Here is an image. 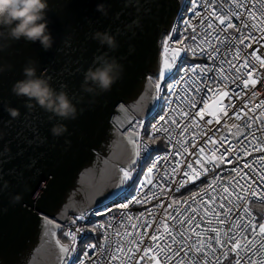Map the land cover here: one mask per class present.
<instances>
[{"label": "water", "instance_id": "1", "mask_svg": "<svg viewBox=\"0 0 264 264\" xmlns=\"http://www.w3.org/2000/svg\"><path fill=\"white\" fill-rule=\"evenodd\" d=\"M98 3L107 16L96 11ZM180 5L181 0H49L48 27L55 39L50 50L39 42L7 41L0 64L13 67L0 74V264H62L60 245L67 244L58 236L60 223L120 189L122 167L137 160V134L123 133L117 115L121 108L142 117L152 112L162 40ZM98 30L115 36L117 47L92 39ZM110 57L123 65L122 78L108 92H84V73L101 66L97 58ZM28 61L37 62V75L50 78L57 92H67L76 119L50 121L52 113L39 105L29 109L27 97L12 94ZM8 107L19 115L11 117ZM56 123L67 126L60 137L50 132Z\"/></svg>", "mask_w": 264, "mask_h": 264}, {"label": "snow or ice", "instance_id": "2", "mask_svg": "<svg viewBox=\"0 0 264 264\" xmlns=\"http://www.w3.org/2000/svg\"><path fill=\"white\" fill-rule=\"evenodd\" d=\"M229 7L225 8L224 4H218L216 0H199L197 7L203 8V13L197 11L195 8L191 9L195 17H199L198 24L203 31V35L200 37V42L206 45L207 48L201 47L197 44L194 48H188V51L196 54L197 50L201 53H205L207 49H211L208 53L209 58L213 59L215 62V57L220 56L222 64H228L229 68L235 73L234 76L225 74L226 70L221 65L218 69L200 67L199 65L193 66L187 69V72L195 74L193 78H190L188 82V88L184 89V95L176 94V99L185 104L188 103V91L199 92L200 87L197 85V79H200L199 73H207L209 71H217L222 80H232L233 82H238L242 84L245 89L249 87H255L258 82L257 78H254L255 64L258 63L261 68H264V11L257 12L260 9H264V0H257L256 4H253L251 0H228ZM238 21L239 23H234L233 21ZM191 29L193 35L190 37L192 41L197 40V28L191 22L188 24L187 31ZM233 32V35H228L229 31ZM175 31V29H173ZM259 32L261 34L260 38L257 40L255 33ZM247 33V34H245ZM221 34H223V39H221ZM188 39V37H185ZM173 40L172 36H169L163 42V64L159 69L157 74V79L155 83V89L157 92L162 90L161 81H167L169 79V74H173V69L177 68V58L180 57V53L185 49L183 47H171L170 41ZM249 40H255L256 43L260 44L259 48L253 47L248 43ZM175 42L183 45L184 40L179 38V35L175 37ZM237 42L240 47H237ZM219 44H225L229 49L235 47V52L232 55V59H225L220 53L218 47ZM251 49L250 53H245L244 58H241V49ZM182 63V60H181ZM184 80V77H181ZM260 83L264 84V79L260 80ZM207 92L212 93L208 96L207 100L203 99L200 101L203 103L204 107L202 109L190 112L181 109L178 105L173 111L176 115L183 119H191V123L194 127L199 128L200 124L197 120H203L205 115L215 116V123L219 124L220 119L217 116V112H223L224 116H228L226 108H232L234 105L229 104L227 106L223 105L222 100L224 97H228L229 93L223 91L221 88L208 87ZM256 92L251 93L252 97H255ZM186 97H188L186 99ZM215 99L216 111L211 110V106L208 101ZM197 101L191 100L188 104V108L196 109ZM244 109V115L241 116L240 112L235 113V119L237 121L243 120L242 125L233 124L232 127L236 129L234 135H238L241 139L238 141L240 147L235 149L237 154V160L239 161L242 157L251 156L253 153H257L255 160L250 164L244 161L241 167H233L232 171L235 172V177L229 182L228 187H224L220 182L219 178L216 177L209 188L213 192H216V188H219V192L216 195H210L206 190L203 196H207L208 200L205 202L203 196H193L192 203L196 204V208H192L191 204L187 208L181 210L179 208L180 203L187 204L188 201H176L173 200L168 205H156L158 208H164V218L160 220H145L144 214L139 217L127 216L125 213L121 214V219H127L128 225H121L124 231H115V249L113 250L111 245L113 243L112 237L105 235V245L100 246V258L105 255V248L107 249V259L108 264H162V261L158 259L159 256H163V264H184V258L190 252L200 253L204 258V264H212L208 259L209 256H215L219 249H223L221 256L224 258L229 257V253H235V264H264V223L254 224L251 217L245 220V216L248 215V209L246 207L241 208V212H237L233 215L234 209L241 207L243 201L247 199L246 195L243 193L245 191L252 192L251 184H248L246 177L249 176L247 170L253 169L254 165H258V173L254 179H259L261 183H264V142L260 141V138L255 135L254 132H248L241 135V129L251 130L253 125H257V130L264 133V100L260 101L258 104H253L251 109L247 103L242 105ZM258 110V111H257ZM166 123L175 125L181 128V131L177 134L182 136L184 132L188 131L187 126L181 127L180 123L174 119L169 118ZM206 124H212L213 120H207ZM157 132H164L166 135L173 131L170 128H159ZM248 135H251L252 139L248 140ZM155 138V136L153 137ZM195 139V136H193ZM131 140V137H130ZM208 143L215 145L216 140L209 138ZM251 145V150L245 145ZM135 147V140H132ZM187 141L182 139H177V144L180 146L181 152L178 154L188 152ZM233 151L231 145L225 149V152ZM216 149L212 150L211 156H205V148H199V154L192 153L191 155H196L194 162H185L184 168L180 169L179 162L171 167V172L165 171L163 176H157V180H163L164 184H157L154 182L153 173L157 169L158 164L154 163L152 167L148 169V175H146L144 183L141 187L149 186V191L143 193V198L137 197L136 199L130 201V203H147L150 199H156L157 193L151 192L152 187L163 188L169 184L170 178L177 175H182L183 179L179 181L173 180L172 183H176L177 187L170 188L169 191H179L185 184L189 181L197 180L202 173L206 174L210 169L205 167L204 160L209 162L219 161L225 162V156L223 153L219 157L215 155ZM139 149L135 151V155L139 156ZM162 159H167L164 157ZM231 163L229 159L227 161ZM136 161H132V165H135ZM198 165L197 167L194 166ZM217 167V163H213V168ZM255 170V169H254ZM123 172V178L121 183L132 179V168L129 167L128 170L121 169ZM238 178V179H237ZM241 180L246 181V187L240 184ZM213 184L216 185L213 188ZM240 188V192H236V188ZM231 189V190H230ZM163 192H160L162 195ZM233 196L235 199H233ZM211 205V206H210ZM228 205H231L229 207ZM124 208H128L129 205H123ZM173 209L170 213L167 209ZM203 209V218L198 222L197 215L201 213ZM219 209V211H217ZM190 212L187 218H184V213ZM211 213V217H209ZM151 215V213H149ZM46 219V218H45ZM84 214L76 217L72 221V224H76L77 220H83ZM204 219L209 220V225L204 229H200L201 224ZM133 220L144 221V223H133ZM168 221H173L174 224L170 225ZM214 222V223H213ZM48 224H53L51 220H47ZM155 225V227H154ZM178 225L177 229L175 226ZM132 231L127 230L128 227ZM53 227H59V225H53ZM98 227L107 233L108 229L104 224L98 225ZM111 227V225H109ZM137 229H144V231H136ZM147 229H152L149 233ZM162 229V231H161ZM182 229V230H181ZM80 228H73L71 231H66L63 233L65 237H68L72 245H75L76 234L80 232ZM209 233H214V235H209ZM250 233V235H249ZM55 235V232H52ZM147 237V242L146 238ZM179 237V239H177ZM195 237V239H193ZM165 241H171V244ZM56 243L60 245V241L57 240ZM172 245H177L173 248ZM98 245H89L90 249H96ZM61 253H70L75 251V247H66L60 245ZM84 256L92 261V264H98L97 261L92 259V255L89 252H84ZM257 257V259H253ZM83 264V262H82ZM215 264H222L221 258L216 257Z\"/></svg>", "mask_w": 264, "mask_h": 264}, {"label": "built area", "instance_id": "3", "mask_svg": "<svg viewBox=\"0 0 264 264\" xmlns=\"http://www.w3.org/2000/svg\"><path fill=\"white\" fill-rule=\"evenodd\" d=\"M199 0H186L184 4L181 5L176 14V17L172 23L170 31L164 35L162 40V60L161 66L163 62V42L169 36L173 37L171 40V47H183L185 50L180 53V57L177 58V68H174V75L171 74L167 81L161 82L162 90L156 93L155 106L152 112L145 117L134 115L126 108H121L117 115V123L122 129L123 133H128L129 131H133L137 134V148L139 149V156H137V160L134 166H132V179L127 180L122 183L120 189L110 198L99 203L95 206L90 207L84 213L83 220H77L76 224H72V221L76 219V217L81 214L72 215V218L68 221L60 223L61 235L63 237L64 242L67 244V247H75V251L67 253L62 264H92V261L88 260L84 256V252H89L92 255V259L97 261L98 264H108L107 259V249L105 248V255L103 258H100L101 247L105 245V235L112 237V249H115V239L116 237L113 235L115 231H124L125 229L121 227V225H128L127 219H121V214L125 213L127 216L139 217L141 214H144L145 220H160L163 219L164 216V208H158L156 205H168L173 200L176 201H188L187 204L180 203L179 208L183 210L187 208L189 204H191L192 208H196L197 205L192 203V197L195 196H203V193L207 190L210 195L215 196L216 192H219V188H216V192H213L209 185L212 181L218 177L219 182L224 186L228 187L229 182L235 177V172L232 171L233 167H241L244 161L248 163H252L255 160L257 153H253L251 156L242 157L239 161L237 160V154L235 153V149L240 147L238 141L241 139L240 136L234 135L236 133V129L232 127L233 124L242 125L243 120L237 121L235 119V113L240 112L241 116L244 115V109L242 105L247 103L249 109H251L253 104H258L260 101L264 100V84L260 83L261 79H264V68H261L258 63L255 64L256 71L254 72V78L258 79L255 87H249L245 89L242 84L238 82H233L232 80H222L220 74L217 71H209L207 73H199L200 79H197V85L200 87L201 91L194 92L189 90L188 103L185 104L176 99V94L184 95V89L188 88V82L190 78H193L195 74L187 72V69L192 68L193 66L199 65L200 67H208V68H219L221 65L226 70L225 74L234 76L235 73L229 68L228 64H222L220 56L215 57V62L213 59L209 58V52L211 49H207L205 53H201L197 50L196 54L188 51V48H194L197 44H200L201 47L207 48L206 45L201 44L200 37L203 35V31L201 30L198 21L199 17H195L191 9L195 8L197 11H201L203 13V8L197 7ZM217 6L218 4H224L225 8L229 7L228 0H216ZM253 4L257 3V0H251ZM260 11H264V9H260L257 12V15L260 14ZM191 22L197 28V40L194 42L190 39L193 35L191 29L185 31L188 28V24ZM234 23H239L238 21H233ZM175 29V31H173ZM247 34V33H245ZM179 35L180 39L184 40V44L180 45L175 42V37ZM228 35H233V32L230 30ZM261 34L259 32L255 33V37L258 40ZM188 37V39H185ZM221 39H223V34H221ZM249 44H251L255 48H259L260 44L256 43L255 40H249ZM237 47H240L237 42ZM220 49L221 55L225 57V59H232V55L235 52V47L229 49L225 44L218 45ZM251 49H241V58H244L245 53H250ZM182 60V63H181ZM160 66V68H161ZM181 77H184V80H181ZM157 75L153 77V80L156 83ZM168 81H172L170 87L167 86ZM217 87L221 88L223 91H227L229 93L228 97H224L222 100L223 105L227 106L229 104L234 105L232 108H226L228 112V116L225 117L223 112H217V116H219L220 123H215V116L205 115L203 120H199L197 118L200 127L196 128L192 125L191 119H183L180 116L176 115L173 111L178 107V105L183 110H187L190 112H194L196 110L202 109L204 107L203 103L200 101L203 99L207 100L208 96H211L212 93L207 92V88L205 87ZM255 91V97L251 96V93ZM186 97V99L188 98ZM194 99L197 101L196 109L188 108V104L191 103V100ZM211 106L212 111H216L215 99L208 101ZM258 111V110H257ZM176 119L181 127L187 126L188 131L184 132L182 136H178L177 134L181 131V128L176 127L170 123H166L169 118ZM207 120H213L212 124H206ZM159 128H170L173 129L167 135L164 132H157L156 130ZM248 132H254L256 136L260 138L261 142H264V133L257 130V125H253L251 130L241 129V135ZM155 136V138H153ZM195 136V139H193ZM214 139L217 141L215 145L208 143V139ZM177 139L186 140L188 152L178 154L181 152L180 146L177 144ZM248 140H251V135H248ZM231 145L233 151L225 152V149ZM245 145L251 150V145L245 142ZM205 148L204 155L211 156L212 150L215 148V155L217 157L220 156L221 153L225 156V162H209L208 160H204L205 167L210 169L206 174L202 173L200 177L193 181H189L185 184L180 190L177 191H169L170 188L177 187L176 183H172L173 180L179 181L183 179L182 175H177L175 177H171L169 184L161 188L152 187L149 195L151 196L152 192L157 193L156 199H150L147 203H130V201L136 199L138 196L143 198V193L149 191V186L141 187L144 183L146 175H148V169L152 167L154 163L158 164L157 169L154 171L153 179L157 184H164L163 180H157V176H163L164 172H171V167L179 162L180 169L184 168L185 162L192 163L196 159V155H191L192 153L199 154V148ZM167 157V159H162ZM231 160V163H228V160ZM213 163H217V167L213 168ZM199 170V166L195 165ZM258 165H254L253 169L247 170L249 176L246 177V181L248 184H251L252 189L255 194L252 192L245 191L243 194L246 195L247 199L242 202L241 207H237L234 209L233 215L237 212H241L242 207H246L248 209V215L245 216V220L251 217L252 222L254 224L264 223V183H261L259 179H254L258 173ZM124 170H128L129 168H123ZM255 169V170H254ZM123 178V172H122ZM238 179V178H237ZM246 181L241 180L240 184L246 187ZM216 185L213 184V188ZM231 190V189H230ZM163 192L160 195V192ZM236 192H240V188H236ZM233 199L235 197L233 196ZM203 200L206 202L208 200L207 196H203ZM129 205L128 208H124L123 205ZM211 206V205H210ZM231 207V205H228ZM168 212H173V209H167ZM219 211V209H217ZM151 213V215H149ZM190 215V212L184 213V218ZM209 217H211V213H209ZM203 218V209H201V213L197 215V221L199 222ZM133 223H144V221L133 220ZM170 225H173V221H168ZM214 223V222H213ZM104 224L108 229L107 233L101 230L98 225ZM111 225V227H109ZM209 225V220L204 219V222L201 224L200 229H204ZM155 227V225H154ZM177 229L178 225L175 226ZM73 228H80L81 231L76 234V242L75 245H72L71 241L68 237L63 235L66 231H71ZM129 231H132L130 226L128 227ZM182 230V229H181ZM136 231H144V229H137ZM149 233L152 232V229H147ZM162 231V229H161ZM209 235H214V233H209ZM250 235V233H249ZM147 242V237L145 238ZM179 239V237H177ZM195 239V237H193ZM168 244H171V241H165ZM96 244L98 247L96 249H90L89 245ZM173 248H176L177 245H172ZM223 249H219L215 256H209V260L212 264H215L216 257H220L222 264H235V253H229L228 258H224L221 256V252ZM162 261L164 257L161 255L158 257ZM253 259H257V257H253ZM184 264H204V258L200 253L190 252L184 258Z\"/></svg>", "mask_w": 264, "mask_h": 264}, {"label": "clouds", "instance_id": "4", "mask_svg": "<svg viewBox=\"0 0 264 264\" xmlns=\"http://www.w3.org/2000/svg\"><path fill=\"white\" fill-rule=\"evenodd\" d=\"M48 9L49 0H0V53L10 47L8 40L21 39L25 42H39L45 51L50 50L55 39L48 27ZM96 11L104 16L108 14L103 3L96 5ZM92 39L102 46L107 45L110 49L117 47L115 36L108 31H95ZM97 60L102 61L101 66L95 69L89 67L84 73L81 85L84 92L95 93L96 88L101 92H108L122 78L123 65L116 58H97ZM12 67L11 64H0V74L5 70H11ZM22 71L25 78L17 80L12 85L11 92L17 97H27V108L31 109L39 105L46 112L53 114L49 116L50 121L54 117L64 120L76 119L78 115L76 105L69 99L66 91L57 92L52 87L50 78L45 77L43 73L37 75V62L28 61ZM6 110L13 118L19 115V110L16 108L8 107ZM50 132L54 137H60L67 132V126L56 123L51 127Z\"/></svg>", "mask_w": 264, "mask_h": 264}, {"label": "rangeland", "instance_id": "5", "mask_svg": "<svg viewBox=\"0 0 264 264\" xmlns=\"http://www.w3.org/2000/svg\"><path fill=\"white\" fill-rule=\"evenodd\" d=\"M185 1H186V0H182V4H184ZM162 64H163V62H162ZM161 67H162V66H161ZM173 71H174V69H173ZM170 75H171V74H169V76H170ZM161 82H163V81H161ZM161 82H160V83H161ZM171 84H172V81H168L167 86L170 87ZM123 168H124V167H122V169H123ZM101 203H102V202H101ZM58 236H59V237H62L61 232L58 233Z\"/></svg>", "mask_w": 264, "mask_h": 264}, {"label": "trees", "instance_id": "6", "mask_svg": "<svg viewBox=\"0 0 264 264\" xmlns=\"http://www.w3.org/2000/svg\"><path fill=\"white\" fill-rule=\"evenodd\" d=\"M155 82V81H154ZM63 240V237H60Z\"/></svg>", "mask_w": 264, "mask_h": 264}]
</instances>
